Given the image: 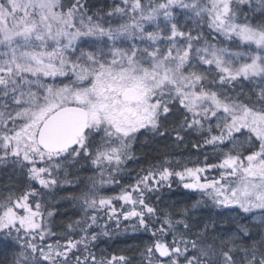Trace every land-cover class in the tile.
I'll use <instances>...</instances> for the list:
<instances>
[{"label": "snow or ice", "instance_id": "obj_1", "mask_svg": "<svg viewBox=\"0 0 264 264\" xmlns=\"http://www.w3.org/2000/svg\"><path fill=\"white\" fill-rule=\"evenodd\" d=\"M0 167V264H264V0H0Z\"/></svg>", "mask_w": 264, "mask_h": 264}, {"label": "trees", "instance_id": "obj_2", "mask_svg": "<svg viewBox=\"0 0 264 264\" xmlns=\"http://www.w3.org/2000/svg\"><path fill=\"white\" fill-rule=\"evenodd\" d=\"M92 3H94L97 7L105 6L109 3H111V0H92ZM183 150V146L181 149L177 151ZM141 151H147V149L141 150ZM141 151L137 152V155H141ZM198 154L195 152H185L183 159L185 160H193L195 161ZM144 166L143 161L139 162H129L127 165V168L129 170H132L131 175L134 177L136 175V171ZM188 166H194L193 164H189ZM88 171L84 174L83 172L77 173V175H80L82 177L88 176ZM215 173H208V175H214ZM18 173L14 172L12 168H3L0 167V192H6L7 188H12L15 190L17 187H19L20 180L18 178ZM127 182H131L129 179ZM73 188L71 186H66L64 190L62 191H56L54 193L56 203L53 201L54 204L58 206V211L61 213H68L69 216L72 215V205L68 203L65 200H62L61 197L67 196L73 192ZM184 189L177 187L176 184H173V188L171 192H168L165 196V200L167 202H170L172 200L179 199L185 195ZM58 203V204H57ZM227 215V213H225ZM66 217L64 216H58L56 217L57 221L64 220ZM113 228H115V225H113ZM127 229V231H125ZM150 242V234L149 233H143L142 231H136L134 232L132 230V222H122L119 228V231L114 233L111 239H107L106 242L101 243L100 247L107 249L109 253H115L117 255L126 253V254H132L135 252L137 248H143V246Z\"/></svg>", "mask_w": 264, "mask_h": 264}, {"label": "rangeland", "instance_id": "obj_3", "mask_svg": "<svg viewBox=\"0 0 264 264\" xmlns=\"http://www.w3.org/2000/svg\"><path fill=\"white\" fill-rule=\"evenodd\" d=\"M84 174L86 173V171H82ZM79 173V172H78ZM91 174V172L90 171H88V174L87 175H90ZM119 191V189H115V192H118ZM106 195H113V194H115L114 193V191L112 190V189H109L106 193H105ZM53 201H55V203H56V199H53L52 200V202ZM58 204V203H57Z\"/></svg>", "mask_w": 264, "mask_h": 264}]
</instances>
